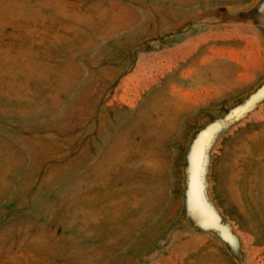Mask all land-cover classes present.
I'll return each mask as SVG.
<instances>
[{
	"label": "rangeland",
	"instance_id": "374dc122",
	"mask_svg": "<svg viewBox=\"0 0 264 264\" xmlns=\"http://www.w3.org/2000/svg\"><path fill=\"white\" fill-rule=\"evenodd\" d=\"M0 264H264V0H0Z\"/></svg>",
	"mask_w": 264,
	"mask_h": 264
}]
</instances>
